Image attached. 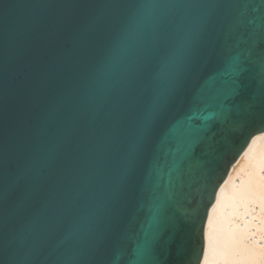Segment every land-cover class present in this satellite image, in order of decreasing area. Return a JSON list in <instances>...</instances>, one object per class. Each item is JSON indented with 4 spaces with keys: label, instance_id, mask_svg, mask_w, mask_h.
Segmentation results:
<instances>
[{
    "label": "water",
    "instance_id": "obj_1",
    "mask_svg": "<svg viewBox=\"0 0 264 264\" xmlns=\"http://www.w3.org/2000/svg\"><path fill=\"white\" fill-rule=\"evenodd\" d=\"M264 134V0H0V264H200Z\"/></svg>",
    "mask_w": 264,
    "mask_h": 264
},
{
    "label": "bare ground",
    "instance_id": "obj_2",
    "mask_svg": "<svg viewBox=\"0 0 264 264\" xmlns=\"http://www.w3.org/2000/svg\"><path fill=\"white\" fill-rule=\"evenodd\" d=\"M200 264H264V134L252 138L217 192Z\"/></svg>",
    "mask_w": 264,
    "mask_h": 264
},
{
    "label": "rangeland",
    "instance_id": "obj_3",
    "mask_svg": "<svg viewBox=\"0 0 264 264\" xmlns=\"http://www.w3.org/2000/svg\"><path fill=\"white\" fill-rule=\"evenodd\" d=\"M253 212H255V214H258V209L256 208L255 211H253ZM256 212H257V213H256ZM261 241H262V240H261ZM261 241H260V242H261Z\"/></svg>",
    "mask_w": 264,
    "mask_h": 264
}]
</instances>
